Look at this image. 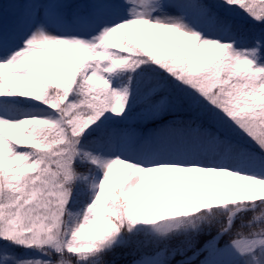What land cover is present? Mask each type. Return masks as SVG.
Segmentation results:
<instances>
[{"label": "snow or ice", "instance_id": "obj_1", "mask_svg": "<svg viewBox=\"0 0 264 264\" xmlns=\"http://www.w3.org/2000/svg\"><path fill=\"white\" fill-rule=\"evenodd\" d=\"M138 98L197 119L119 145ZM133 236L156 249L134 264H264V5L28 0L0 29V264H109Z\"/></svg>", "mask_w": 264, "mask_h": 264}, {"label": "rangeland", "instance_id": "obj_2", "mask_svg": "<svg viewBox=\"0 0 264 264\" xmlns=\"http://www.w3.org/2000/svg\"><path fill=\"white\" fill-rule=\"evenodd\" d=\"M67 1L63 0V2L79 6L81 8H85L89 3H91V0H84V1L83 0L82 1L67 0ZM27 2L28 0H0V29L11 27V25L14 23L17 16L19 15V13L23 11L24 5ZM75 2H78V3H75ZM178 2L180 3H199L200 0H178ZM208 2L213 4V6L215 7L219 3V0H208ZM246 2H251L253 5L257 6V10H259L260 6L264 5V0L258 1L257 4H255L253 0H246ZM167 11L170 13L176 12L175 9H168ZM220 11L222 13L224 12L223 9H220ZM236 11L239 12V9H237ZM231 18L233 20L234 25L241 26L242 23L240 20H243V21H248L251 24V27H250L251 30L259 32L261 29V25L249 19L242 12H240L239 15L232 16ZM137 108L139 109L138 111H140L142 116H146L145 113L147 110V106L140 98H138L135 104L133 105L131 111L128 112L127 117L116 125V127L120 130L116 138L117 143L119 145L127 146L131 148V147H135L139 142L157 140L159 139V137L161 138L164 137V139L167 140L172 137L173 131H175L176 135L178 136L180 135L177 129L183 127V125L180 123L181 121H189V120L197 119V114L192 109H190V111L189 110L186 111V109L188 108L184 107L183 108L185 109L184 112H189V115L184 116L181 119H178V117H176V114L178 112H183L181 111L182 108L172 109L164 114V117H169V119H167L165 122L158 124V125L155 124V125L146 126V124H148L146 122L148 121H145L140 116H136ZM198 122H201V121H198ZM143 125H145L144 128H143ZM138 131H141L142 134L139 137H135V134H137ZM166 137L168 138L166 139ZM256 151L258 152L259 149H256ZM223 243L221 244L223 245ZM203 258H204V254L196 261V264H199L200 260H202Z\"/></svg>", "mask_w": 264, "mask_h": 264}, {"label": "trees", "instance_id": "obj_3", "mask_svg": "<svg viewBox=\"0 0 264 264\" xmlns=\"http://www.w3.org/2000/svg\"><path fill=\"white\" fill-rule=\"evenodd\" d=\"M204 2V0H200V2ZM255 2V4H257L258 1L260 0H253ZM241 21V26L244 30H249L251 27V24L248 21ZM139 109L137 108L136 110V116H140L141 118H143L145 121H148L146 123L150 124V123H158L161 121H164L166 119H169V117H164V115L160 118L157 119H152L149 118L147 115L146 116H142L140 111H138ZM190 111V109H186V111ZM183 112H178L176 114V117L179 118H183L184 116L189 115V112H184L185 109L182 108ZM136 119V118H135ZM141 127V125H140ZM79 171L83 172L85 169L84 167L78 166ZM249 216L252 215V213L248 214ZM237 224H239V221H237ZM245 232L247 231V229L244 230ZM216 233V229L213 228L212 229V234L214 235ZM210 237L204 236L201 237V243H203V240L208 239ZM230 237L225 236L221 243L226 242L227 240H229ZM130 242L128 243L127 246L125 247H118L116 248L114 251L108 253L104 259L106 261L109 262V264H133L134 261L138 260L141 256L145 255V254H151L152 252H154L156 249L153 245H149V246H145L144 241H145V237L144 236H133L129 238ZM199 247V245L197 246ZM193 251H187L186 254L184 256H181L179 254L176 255V257L171 261V264L176 262L178 259L185 257L186 255L192 253ZM191 264H196L195 263H191Z\"/></svg>", "mask_w": 264, "mask_h": 264}, {"label": "bare ground", "instance_id": "obj_4", "mask_svg": "<svg viewBox=\"0 0 264 264\" xmlns=\"http://www.w3.org/2000/svg\"><path fill=\"white\" fill-rule=\"evenodd\" d=\"M175 134V131H173V135H172V137L171 138H169V139H167L168 137H166V141H169V142H171V143H173V144H178L179 142H180V140H181V135H174ZM161 137H159V139H160ZM164 138V137H163Z\"/></svg>", "mask_w": 264, "mask_h": 264}]
</instances>
